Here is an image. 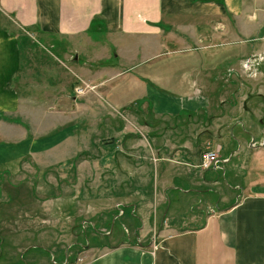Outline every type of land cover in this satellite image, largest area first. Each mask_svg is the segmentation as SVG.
Listing matches in <instances>:
<instances>
[{
  "label": "rangeland",
  "instance_id": "1",
  "mask_svg": "<svg viewBox=\"0 0 264 264\" xmlns=\"http://www.w3.org/2000/svg\"><path fill=\"white\" fill-rule=\"evenodd\" d=\"M248 13L140 37L23 33L26 80L1 134L53 141L0 171V264H90L159 242L263 174V15ZM212 150L233 156L207 175Z\"/></svg>",
  "mask_w": 264,
  "mask_h": 264
},
{
  "label": "crops",
  "instance_id": "2",
  "mask_svg": "<svg viewBox=\"0 0 264 264\" xmlns=\"http://www.w3.org/2000/svg\"><path fill=\"white\" fill-rule=\"evenodd\" d=\"M253 10L262 13L264 31V0H0V171L53 141V137L29 138L26 132L8 141L1 134L6 126L2 117L17 108L19 94L13 85L26 80L22 77L24 32L93 39V34H104L105 28V34L151 36L183 18L241 17ZM219 156L223 160L219 168L200 170L207 175L210 170L219 171L233 155ZM261 171L263 174L253 173L245 187L237 185L242 191L228 206L209 212L201 226L179 232L164 230L166 236L159 242L152 237L147 245L140 239L138 244L124 243L90 264H264L263 168ZM186 183L177 179L173 190H191Z\"/></svg>",
  "mask_w": 264,
  "mask_h": 264
},
{
  "label": "built area",
  "instance_id": "3",
  "mask_svg": "<svg viewBox=\"0 0 264 264\" xmlns=\"http://www.w3.org/2000/svg\"><path fill=\"white\" fill-rule=\"evenodd\" d=\"M220 162L219 151H209L205 153L201 166L206 169Z\"/></svg>",
  "mask_w": 264,
  "mask_h": 264
},
{
  "label": "trees",
  "instance_id": "4",
  "mask_svg": "<svg viewBox=\"0 0 264 264\" xmlns=\"http://www.w3.org/2000/svg\"><path fill=\"white\" fill-rule=\"evenodd\" d=\"M158 26H161L162 27V25H160V24H157ZM33 28H31L30 26H29V28H28V31H30V30H32ZM29 38V36L26 38V37H22V45H23V47L28 43L27 42V39ZM133 208V207H132ZM124 214H125V211H124ZM124 214H122V215H124ZM121 215V216H122Z\"/></svg>",
  "mask_w": 264,
  "mask_h": 264
},
{
  "label": "water",
  "instance_id": "5",
  "mask_svg": "<svg viewBox=\"0 0 264 264\" xmlns=\"http://www.w3.org/2000/svg\"><path fill=\"white\" fill-rule=\"evenodd\" d=\"M164 220H165V216H163V218H162V223H163Z\"/></svg>",
  "mask_w": 264,
  "mask_h": 264
},
{
  "label": "flooded vegetation",
  "instance_id": "6",
  "mask_svg": "<svg viewBox=\"0 0 264 264\" xmlns=\"http://www.w3.org/2000/svg\"><path fill=\"white\" fill-rule=\"evenodd\" d=\"M122 214H124V212H123ZM122 214H121V215H122ZM117 217H118V216H117ZM0 240H1V239H0Z\"/></svg>",
  "mask_w": 264,
  "mask_h": 264
}]
</instances>
